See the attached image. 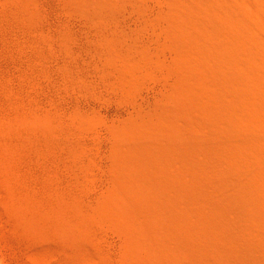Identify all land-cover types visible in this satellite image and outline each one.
I'll use <instances>...</instances> for the list:
<instances>
[{"label": "bare ground", "instance_id": "1", "mask_svg": "<svg viewBox=\"0 0 264 264\" xmlns=\"http://www.w3.org/2000/svg\"><path fill=\"white\" fill-rule=\"evenodd\" d=\"M49 5L0 0V173L24 159L42 169L21 184L0 174V264H14L12 254L24 264L22 238L42 243L27 251L30 264H40L36 252L42 264H94L103 231L145 264H264V0H59V35L39 32ZM119 6L144 25L130 50L103 44L113 88L138 105L158 68L167 75L165 126L135 137L138 151L159 134L175 140L176 189L165 202L146 193L151 160L128 159L130 147L116 153L109 193L68 192V128L97 137L101 117L76 100L68 113V61L56 59L68 54L69 18ZM73 152L85 156L80 146ZM59 163L63 170L51 167ZM68 223L80 247L69 261Z\"/></svg>", "mask_w": 264, "mask_h": 264}, {"label": "rangeland", "instance_id": "2", "mask_svg": "<svg viewBox=\"0 0 264 264\" xmlns=\"http://www.w3.org/2000/svg\"><path fill=\"white\" fill-rule=\"evenodd\" d=\"M49 2L51 4V6L49 5L50 12L48 11L46 14L47 16L43 20L39 32H50L54 35H59L61 33V26L59 24L60 13L57 6L59 0H49ZM120 8V6L117 8L119 9L118 11L114 8L115 11L112 8H106V10L111 9L112 11L109 14L107 10L109 15L104 9L106 11L104 14L106 15L102 13V9H99L101 14L95 9L96 11L89 12L91 13L89 16L84 11L76 19L68 17V54L66 53V56L56 59L57 63L68 61V113L72 112L71 109L74 103L79 102L78 108L80 110L83 109L84 112L87 114L91 113L92 116L94 113L99 114L98 116L101 117V126L99 136L97 137L94 133L88 131L80 134L74 132V129L68 128V192L72 190L91 196L109 193L112 190V172L117 170L116 162L122 159H118L116 153L124 152L130 147L132 150L128 159L139 157V160H143L142 164H145V167L147 164L146 159L149 158L151 160L149 161V166L156 179L154 182L147 184L146 193H153L165 202V199H174V197L169 196L168 188L172 186L176 189L173 183L174 168L178 163V157L175 153V140L172 136H167L164 133L159 134L148 142L145 151H138V139L135 137L140 136L142 130L148 127L149 124L165 126V122H161L158 116L167 110L166 103H164L165 97L168 94L167 88L169 90V85L166 83L167 75L164 71L165 68H158L155 72L157 76L148 83L150 92L146 96L147 99H143L138 105L133 104V95H129L126 91H119L118 88L114 89L113 79L108 73L110 71L108 68H111V64L107 60L108 57L106 56L105 49H103V44L107 40V42L114 40V42H120L121 44H116L118 46L119 44L122 45L123 48H126L128 45L126 49L130 50L129 47L132 45L131 43H133V38L136 35L135 31H138L144 25L141 21L143 19L141 13H139L140 15L136 14L137 12L133 14V11L128 12L130 9L121 8L122 11ZM96 12L100 14H98V18L93 17L94 15L98 16L95 14ZM101 15L104 17L108 15L104 20H101L104 21L102 23H100L99 19L104 17ZM143 15L144 18L148 17L145 14ZM87 17H90L91 20L89 21V18L86 19ZM96 19H98V23L101 25L97 23ZM115 21L116 24L118 23L117 25ZM140 31L145 35L144 30ZM109 32L112 33L113 37ZM105 58L106 60H104ZM0 60H2L1 57ZM105 62L109 63L106 64ZM105 65H109L107 66L108 68ZM2 67H4L3 60L0 61V70ZM106 69L107 73L105 72ZM159 121L162 124H159ZM152 127L154 128V126ZM78 146L82 147L85 153V156L80 160L77 157L78 154L76 155L73 152V149ZM51 167H55L58 171L63 170L61 163L52 165ZM28 171L40 173L42 169L39 164L32 165L24 159L17 164H11L8 172L0 174L7 176L17 184H21L25 179V173ZM148 185L151 186L148 187ZM174 202L177 203L174 200L171 204L173 205ZM171 208L173 209L175 206ZM73 218H71L72 224L78 225L79 227H77L80 228V218L77 219L79 224H77L76 218L72 221ZM69 223L68 226L72 230H68V261L70 256L79 253L78 250L80 248L73 242L74 238L70 237L76 229H73L75 227H72L73 225L71 224V226ZM77 232H75L74 236ZM95 238L99 247L100 258H91L92 262H95L94 264H145V257L143 255L135 254L133 257H127L122 253V240L117 234H112L111 232L106 234L103 231L97 234ZM41 245L42 243L38 239L34 238L30 240L22 238L20 245L21 253L19 252L21 255H18L23 259L24 264H30L31 262L26 254L29 248L38 251ZM37 254L38 252L34 254V260L42 264L43 262L37 258ZM11 258L14 264H18L15 255L12 254Z\"/></svg>", "mask_w": 264, "mask_h": 264}]
</instances>
